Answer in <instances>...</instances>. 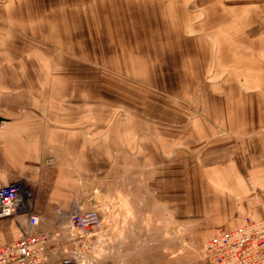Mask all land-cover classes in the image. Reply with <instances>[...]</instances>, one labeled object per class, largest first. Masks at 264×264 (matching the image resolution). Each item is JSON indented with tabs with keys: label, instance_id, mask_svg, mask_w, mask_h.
<instances>
[{
	"label": "rangeland",
	"instance_id": "rangeland-1",
	"mask_svg": "<svg viewBox=\"0 0 264 264\" xmlns=\"http://www.w3.org/2000/svg\"><path fill=\"white\" fill-rule=\"evenodd\" d=\"M39 1L0 0V113H41L52 126L57 113H85L69 119L71 129L90 128L91 181L78 178L89 186L80 189L79 211H95L101 227L79 239L70 225L77 212L70 213L69 257L98 264L96 256L112 248L106 239L135 234L171 239L160 247L197 256L218 229L260 215L264 170H255L264 166V154L253 153L264 148V109H248L264 107V92L248 84L252 69L244 76L255 55L243 50L255 38L232 39L245 38L250 21L206 27L207 17L220 12L212 0H121L114 23L121 37L88 27L84 41L94 44L80 55L54 46ZM46 1L59 13L97 15L94 0ZM228 48L241 53H218ZM228 176L238 179L229 197L222 188ZM102 178L113 182L103 187Z\"/></svg>",
	"mask_w": 264,
	"mask_h": 264
},
{
	"label": "crops",
	"instance_id": "crops-1",
	"mask_svg": "<svg viewBox=\"0 0 264 264\" xmlns=\"http://www.w3.org/2000/svg\"><path fill=\"white\" fill-rule=\"evenodd\" d=\"M94 1L98 8L96 9L97 15L93 20L82 19L78 12L59 13L51 9L53 5H49L46 0L36 3L38 13L43 15V21L51 22L45 25V29H51L49 35L55 37V41L52 40L53 44L55 43L54 46H60L63 53L88 54L90 46L94 44L84 41L92 34L90 31L87 33L89 28L96 29V31L105 28L107 29L103 31L105 36L121 37L115 30L114 23L118 22L119 18L117 6L124 3L121 0ZM81 3H86V0H67V6L80 5ZM165 4H167V0H165ZM211 6L212 9L216 7V10L221 13L217 12L218 14L207 17L206 24L208 23V25L206 27L208 26V28L227 26L230 24V20L244 21V23H247L248 20L252 23V28L247 30L245 38L232 39L236 44L244 43L248 38H255V43L250 44V50H243L245 55L248 53L255 55L249 60L251 65L244 68V76L252 69L248 84L261 86L264 92V0H212ZM221 6L223 8L225 6L227 12L224 13ZM254 8L256 10H253ZM47 10L52 12L47 14ZM182 12L186 13L184 10ZM25 17L31 16L29 13H25ZM248 17L249 19H247ZM86 23H89L90 26ZM245 25L247 24L243 26ZM236 49H219L218 53L220 55L240 54L241 51ZM229 61L232 62L230 58L227 59V62ZM239 75H241L240 72ZM263 109L262 104L260 108L248 110L249 113H261ZM52 116L56 115L52 113ZM57 116L59 121L51 119L56 125L52 126L43 122L41 113H0L2 119L0 121V188L10 183L19 182L32 193L33 212L42 221L35 232L45 233L48 238V250L45 256L48 264H58L62 259L71 255L69 248L72 246L67 243L71 231L68 232L70 229L66 228L68 223L65 221L70 213L79 212L84 191H80V189L86 187L88 190L89 188V186L82 185V182L78 185V178L82 177V180H85H83L84 183L91 181L90 177H86V171H89L86 167H91L88 163L92 158L90 128L84 123L78 124L82 126L80 129L77 127L71 129L72 126L69 125V119L85 118V113H57ZM49 117H51V113ZM253 154H264V148L258 145ZM48 159H52L54 163L50 167H44L43 163ZM260 169L264 170V166H259V170L256 169L255 172H260ZM73 173L77 175H73ZM236 180H238L236 177L233 179V176H228L226 180L228 182H225V187L222 186L227 190L228 197L235 194L230 193V190L232 183L237 187ZM110 182L113 180L104 178L99 180V184L106 183L103 187ZM114 182L118 183V180L116 179ZM215 196L213 199L220 200L219 195L215 194ZM56 214L58 215L55 216ZM50 215H52V219ZM120 225L121 222H117L116 229H122V225ZM135 225L137 224H133L134 228ZM23 226V216L16 220L0 221V245L16 241L19 237V230ZM106 241H109L107 246L112 248L96 256L98 264H207L200 261L201 251L195 256L186 250H166L160 247L171 246L169 244L171 239L157 241L155 237H139V234H135L129 238L116 235L115 238H109ZM198 256L200 258L197 259Z\"/></svg>",
	"mask_w": 264,
	"mask_h": 264
},
{
	"label": "built area",
	"instance_id": "built-area-1",
	"mask_svg": "<svg viewBox=\"0 0 264 264\" xmlns=\"http://www.w3.org/2000/svg\"><path fill=\"white\" fill-rule=\"evenodd\" d=\"M31 192L14 182L0 188V221L24 217L19 237L10 244L0 245V264H48V238L35 232L41 218L33 212ZM257 217H248L234 229H218L202 244L201 259L207 264H264V206ZM70 225L77 238L88 236L90 229L100 231V220L95 211L75 213ZM82 261V262H81ZM77 257H66L58 264H87Z\"/></svg>",
	"mask_w": 264,
	"mask_h": 264
},
{
	"label": "water",
	"instance_id": "water-1",
	"mask_svg": "<svg viewBox=\"0 0 264 264\" xmlns=\"http://www.w3.org/2000/svg\"><path fill=\"white\" fill-rule=\"evenodd\" d=\"M0 121H2V119L0 118Z\"/></svg>",
	"mask_w": 264,
	"mask_h": 264
}]
</instances>
